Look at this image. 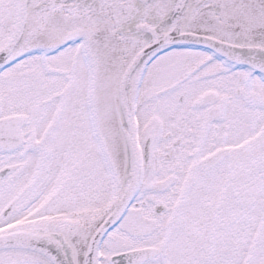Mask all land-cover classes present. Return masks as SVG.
Wrapping results in <instances>:
<instances>
[{
  "label": "snow or ice",
  "instance_id": "6c2138e0",
  "mask_svg": "<svg viewBox=\"0 0 264 264\" xmlns=\"http://www.w3.org/2000/svg\"><path fill=\"white\" fill-rule=\"evenodd\" d=\"M0 264H264V0H0Z\"/></svg>",
  "mask_w": 264,
  "mask_h": 264
}]
</instances>
